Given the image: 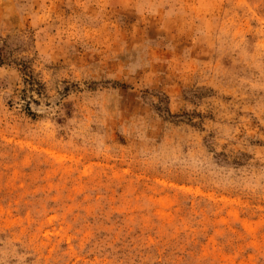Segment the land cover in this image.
Here are the masks:
<instances>
[{"label": "rangeland", "instance_id": "374dc122", "mask_svg": "<svg viewBox=\"0 0 264 264\" xmlns=\"http://www.w3.org/2000/svg\"><path fill=\"white\" fill-rule=\"evenodd\" d=\"M0 48V264H264V0H0Z\"/></svg>", "mask_w": 264, "mask_h": 264}, {"label": "trees", "instance_id": "16d2710c", "mask_svg": "<svg viewBox=\"0 0 264 264\" xmlns=\"http://www.w3.org/2000/svg\"><path fill=\"white\" fill-rule=\"evenodd\" d=\"M5 60V54H3V49H1L0 48V64H2L3 63V61ZM27 69V68H26ZM25 71V73L27 72V70H24ZM25 76H27V74L25 75ZM28 77V76H27ZM31 77V76H30ZM158 110H160V109H158ZM161 111V110H160Z\"/></svg>", "mask_w": 264, "mask_h": 264}]
</instances>
